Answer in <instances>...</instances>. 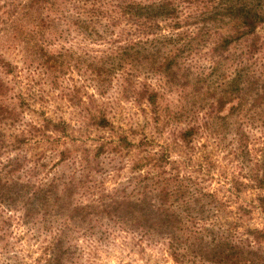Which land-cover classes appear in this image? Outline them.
I'll list each match as a JSON object with an SVG mask.
<instances>
[{"label": "trees", "instance_id": "obj_1", "mask_svg": "<svg viewBox=\"0 0 264 264\" xmlns=\"http://www.w3.org/2000/svg\"><path fill=\"white\" fill-rule=\"evenodd\" d=\"M65 2L64 11L53 3L56 39L81 43L45 62L84 71L83 100L66 95L80 108L76 123L23 121L18 107L28 105H5L0 78V202L21 203L24 219L49 218L44 264H119L100 259L115 247L128 256L122 264L134 254L143 264H264V223L246 218H264V138L245 180L227 177L220 161L230 114L240 120L235 137L245 110L261 106L264 126V0ZM130 99L145 105L138 130L113 120ZM247 187L254 198L244 203Z\"/></svg>", "mask_w": 264, "mask_h": 264}, {"label": "rangeland", "instance_id": "obj_2", "mask_svg": "<svg viewBox=\"0 0 264 264\" xmlns=\"http://www.w3.org/2000/svg\"><path fill=\"white\" fill-rule=\"evenodd\" d=\"M53 3L57 5L60 3L58 7L63 11L70 7L65 0L44 2L43 0H0V56L6 61L5 66L0 67V78L7 86L4 103L11 107H18L19 102L24 101L28 106L18 107V110L23 112V121H39L43 114L56 121L62 119L73 125L77 119L76 112L80 108L68 102L66 95L72 92L77 93L78 97L83 100L86 85L84 71L82 69L74 72L70 69L55 70L48 67L45 60L57 55L59 51L61 52L62 47V52L77 47L75 43L79 44L81 40L76 35L56 39L59 26L55 17L59 14L56 16L57 7ZM260 31L264 36V26ZM28 38H30L29 41ZM93 47L96 48V45ZM112 92L113 90H110V94H112H109L110 96L114 95ZM172 98L177 99L175 94L170 95L169 99ZM74 102L76 103V101ZM249 104L251 101L248 106ZM144 106V103H134L131 99L125 100L116 105L117 113L113 120L125 130H128L129 126L138 130L147 122L140 111V107ZM227 112L225 108L221 113L226 114ZM241 115V128H244L243 137L238 138L233 135L236 124L240 120L236 113L230 114L228 121L233 125L227 136L223 138L225 142H230L226 147L229 155L224 159H221L223 152H219V154L216 151L214 155L216 159H221L220 161L225 164L227 177H237L242 180L247 170L246 166L251 167L256 157L261 155L264 126L261 123V106L252 109L249 114L245 110ZM237 127L239 128V126ZM144 129L148 134H151L153 130L150 125H146ZM167 131L168 129L165 127L161 135L155 136L157 143L164 140ZM48 165L50 166L51 162ZM47 169L49 167L43 171ZM123 169L121 174L114 175L115 181L123 179L126 167ZM63 170L62 173L68 171L65 166ZM55 171L54 168L51 174ZM113 183L114 180H105L106 187H111ZM211 183L212 187H217L215 180H212ZM238 198L241 199V202L248 203L254 198V191L247 187ZM236 199L233 196V201H237ZM20 205L21 203H17L13 208H9L0 202V264H44L43 247L50 235L49 218L35 215L30 219H24L23 209ZM246 218L251 225L261 227L264 223V218L256 210ZM121 253V249L115 247L109 251V254L101 252L100 259L122 264L127 261L128 256L124 258ZM121 256L122 258H119ZM130 261L133 264H143L135 254Z\"/></svg>", "mask_w": 264, "mask_h": 264}]
</instances>
